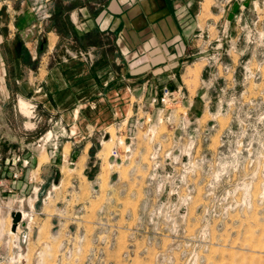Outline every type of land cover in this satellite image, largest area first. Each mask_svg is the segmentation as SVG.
I'll return each instance as SVG.
<instances>
[{
	"label": "rangeland",
	"instance_id": "obj_1",
	"mask_svg": "<svg viewBox=\"0 0 264 264\" xmlns=\"http://www.w3.org/2000/svg\"><path fill=\"white\" fill-rule=\"evenodd\" d=\"M207 8L212 26L192 49L194 102L183 89L186 103L163 123L149 101L111 124L120 105H82L64 127L34 100L46 80L43 36L24 45L21 63L9 59L17 40L1 47L0 181L5 166L20 178L16 158L42 137L60 153L43 152L42 179L36 172L24 194L0 184V264H264V0ZM120 136L133 152L113 160ZM18 210L28 228L13 221Z\"/></svg>",
	"mask_w": 264,
	"mask_h": 264
},
{
	"label": "crops",
	"instance_id": "obj_2",
	"mask_svg": "<svg viewBox=\"0 0 264 264\" xmlns=\"http://www.w3.org/2000/svg\"><path fill=\"white\" fill-rule=\"evenodd\" d=\"M208 15L207 0H0V49L17 40L20 52L9 59L21 63L27 57L24 45L43 36L47 51L39 71L46 80L33 91L35 97L39 95L35 102L59 115L62 126L78 122L69 118H75L82 105L95 110L116 103L124 111L107 118L105 123L111 124L128 114L126 110L134 112L136 106L160 95L164 86L182 87L192 105V49L212 26ZM71 51L77 57L88 56L92 63L67 58ZM57 59L62 63L47 67V62ZM0 61H4L1 51ZM49 94L57 111L50 109ZM54 142L52 136L45 146L22 152L20 178L12 180L15 170L5 166L1 184L24 194L36 181V172L42 179L39 158L43 152L49 159L60 153Z\"/></svg>",
	"mask_w": 264,
	"mask_h": 264
},
{
	"label": "built area",
	"instance_id": "obj_3",
	"mask_svg": "<svg viewBox=\"0 0 264 264\" xmlns=\"http://www.w3.org/2000/svg\"><path fill=\"white\" fill-rule=\"evenodd\" d=\"M185 102H186V95L182 87L172 90L168 86H164L161 89L160 95L153 97L150 100L149 105L150 107L156 108L159 111L157 120L159 123H163L165 121V118H166L165 113L166 111H168L167 110L168 108H171V107L180 108L184 106ZM140 113L142 112H139V114ZM152 119L153 117L149 113V115L146 117L147 122H151ZM51 139H52V136L50 138H44V137L40 138L38 146L39 147L45 146ZM55 148H57V146H55ZM132 152H133V141L131 139H127V138L120 136L116 139L115 145L111 150V158L113 160H120V159L129 157L132 154ZM16 159H17L16 163L17 162L20 163L22 161L21 157L19 156ZM13 178L18 179L19 172L15 171L13 174ZM1 182L2 181H0V184ZM15 213H21V221L17 223L18 226L21 228L22 227L28 228V225L30 223L25 222L27 214H25V217H24L22 210L15 211ZM26 238H28V234H25L24 239Z\"/></svg>",
	"mask_w": 264,
	"mask_h": 264
},
{
	"label": "water",
	"instance_id": "obj_4",
	"mask_svg": "<svg viewBox=\"0 0 264 264\" xmlns=\"http://www.w3.org/2000/svg\"><path fill=\"white\" fill-rule=\"evenodd\" d=\"M12 218H13V221H14L15 223L20 222V221H21V213H14V214L12 215Z\"/></svg>",
	"mask_w": 264,
	"mask_h": 264
},
{
	"label": "bare ground",
	"instance_id": "obj_5",
	"mask_svg": "<svg viewBox=\"0 0 264 264\" xmlns=\"http://www.w3.org/2000/svg\"><path fill=\"white\" fill-rule=\"evenodd\" d=\"M24 106H26V103H22ZM24 106L22 107L23 109H25L24 108ZM23 216L25 217V214L23 213Z\"/></svg>",
	"mask_w": 264,
	"mask_h": 264
}]
</instances>
